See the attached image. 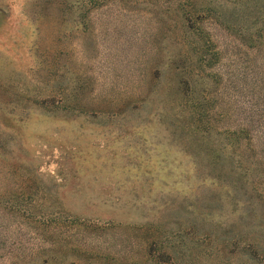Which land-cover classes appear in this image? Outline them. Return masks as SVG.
Returning <instances> with one entry per match:
<instances>
[{
  "label": "rangeland",
  "instance_id": "374dc122",
  "mask_svg": "<svg viewBox=\"0 0 264 264\" xmlns=\"http://www.w3.org/2000/svg\"><path fill=\"white\" fill-rule=\"evenodd\" d=\"M254 111L264 0H0V264H264V167L245 143V196L212 172Z\"/></svg>",
  "mask_w": 264,
  "mask_h": 264
},
{
  "label": "trees",
  "instance_id": "16d2710c",
  "mask_svg": "<svg viewBox=\"0 0 264 264\" xmlns=\"http://www.w3.org/2000/svg\"><path fill=\"white\" fill-rule=\"evenodd\" d=\"M205 14H208V16L205 17ZM205 14L200 17L202 22L210 20L209 18L212 19V17L210 16L211 14L218 21L219 25L223 26V28L229 31L232 35L238 37L245 36L246 27L245 23L243 22L244 19L237 17L235 13L228 12L222 7H214L212 10L208 9L207 13ZM191 19L192 18L189 17V21H191ZM199 30L202 29L196 28L194 31ZM210 42L211 44L213 43L212 39H206L205 44L208 46ZM205 54L206 53L203 52L201 53V56L199 55L198 62L199 64H201V66H205L208 61V57L206 56L207 54ZM204 103V101H196L192 104V109L197 115L196 124H199V126H201L199 127V131L202 133L204 139L207 140L213 137L212 135L213 132L215 133V126L213 123L214 119L212 117L208 119L209 110L206 109ZM245 113L246 118L244 119V121L247 122L246 126L239 127L238 129H235L233 131L228 130L224 134H222L221 136L226 140L228 139V142L220 144L218 151H215L213 153L214 162L212 164V172L214 173V177L221 183H224L225 180L231 181L230 185L221 184V187L226 189L227 193H229L230 195L242 194L245 196V194L247 195L249 193V190L252 189L254 191H259L260 188L257 185L249 183V178L254 172V170L251 169L252 167H249V164L255 162L256 160L252 159V162H247V147L245 143H249L255 158L260 161L257 165L260 167H264V138L262 151L258 152V150L253 147V144L257 139L254 132H261V130L264 129V115L256 113L255 111ZM260 134L264 136V132H261ZM229 147L235 148V152L240 156L239 162L232 159L233 165L225 164V156ZM257 165L255 167H258ZM261 178H264V171L263 173H261ZM256 247L257 246L255 244H249L248 251H251V253L260 256V254L256 251Z\"/></svg>",
  "mask_w": 264,
  "mask_h": 264
},
{
  "label": "crops",
  "instance_id": "0c3cea01",
  "mask_svg": "<svg viewBox=\"0 0 264 264\" xmlns=\"http://www.w3.org/2000/svg\"><path fill=\"white\" fill-rule=\"evenodd\" d=\"M51 134H53V135H55V134H58V132L57 131H55V132H52ZM59 140H63V141H66V142H69L72 146L74 145V139H70V138H65V137H61V136H59V137H57ZM90 141V139H88L87 138V142H89ZM89 144V143H88ZM87 144V145H88ZM81 150V149H80Z\"/></svg>",
  "mask_w": 264,
  "mask_h": 264
}]
</instances>
